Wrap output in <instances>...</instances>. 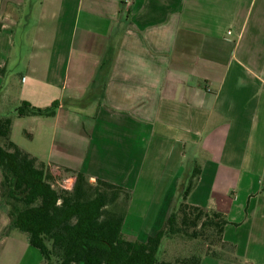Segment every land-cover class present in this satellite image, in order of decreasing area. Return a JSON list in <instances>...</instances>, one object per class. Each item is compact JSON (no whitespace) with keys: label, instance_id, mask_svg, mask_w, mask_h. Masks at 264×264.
Segmentation results:
<instances>
[{"label":"crops","instance_id":"1","mask_svg":"<svg viewBox=\"0 0 264 264\" xmlns=\"http://www.w3.org/2000/svg\"><path fill=\"white\" fill-rule=\"evenodd\" d=\"M0 69V116L58 103L13 115L11 140L48 137L61 186L126 189L128 239L160 230L197 168L187 203L226 217L233 264H264V0H0ZM8 223L0 204V264H41Z\"/></svg>","mask_w":264,"mask_h":264},{"label":"trees","instance_id":"2","mask_svg":"<svg viewBox=\"0 0 264 264\" xmlns=\"http://www.w3.org/2000/svg\"><path fill=\"white\" fill-rule=\"evenodd\" d=\"M57 108V102L46 108L22 102L15 116L51 118ZM11 130L12 119L0 116V204L9 220L4 235L25 233L41 264H201L202 257L239 261L234 245L223 239L226 217L187 203L199 169L188 173L180 200L160 230L143 242L131 240L122 233L130 199L126 189L101 179L92 183L80 172H73L70 189L59 186L50 165L12 142ZM179 238L200 241V251L158 260L161 243Z\"/></svg>","mask_w":264,"mask_h":264},{"label":"rangeland","instance_id":"3","mask_svg":"<svg viewBox=\"0 0 264 264\" xmlns=\"http://www.w3.org/2000/svg\"><path fill=\"white\" fill-rule=\"evenodd\" d=\"M13 115L15 116L14 108H7V111H5L2 114L3 117H9L11 119ZM12 139H13L12 142L16 144L20 149L38 158L39 160H43L42 157L44 158V156H46L47 150L45 151L43 150L48 148V145H47L48 137L47 139L45 137V140L44 138H41L40 141H38L37 139L30 140V138L25 136V134L22 132V128L18 126L13 129ZM63 185L64 183H62V186ZM133 203L136 204L138 210H140L143 207V202L140 199H133ZM149 203L150 205L152 204L151 202ZM144 204H146V201L144 202ZM18 233L20 235H25V233H22L19 231ZM201 246H202V243L200 241H193V240H187V239H181V238L175 239L174 241L164 240L160 245L157 258L158 260H172L174 257H177V256H185V255L188 256L189 253L191 252L196 254L198 251H200ZM223 262L233 264V262H229L227 260H223Z\"/></svg>","mask_w":264,"mask_h":264},{"label":"built area","instance_id":"4","mask_svg":"<svg viewBox=\"0 0 264 264\" xmlns=\"http://www.w3.org/2000/svg\"><path fill=\"white\" fill-rule=\"evenodd\" d=\"M128 2L130 1H133V0H127ZM63 188H65V189H70L71 187H70V184L68 183V182H64V185H63Z\"/></svg>","mask_w":264,"mask_h":264}]
</instances>
